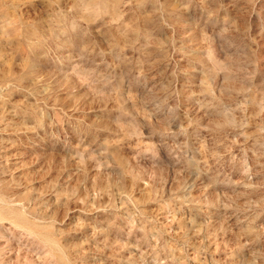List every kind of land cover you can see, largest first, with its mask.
Segmentation results:
<instances>
[{"label": "rangeland", "instance_id": "obj_1", "mask_svg": "<svg viewBox=\"0 0 264 264\" xmlns=\"http://www.w3.org/2000/svg\"><path fill=\"white\" fill-rule=\"evenodd\" d=\"M0 264H264V0H0Z\"/></svg>", "mask_w": 264, "mask_h": 264}]
</instances>
